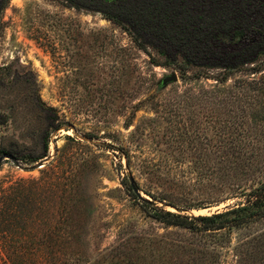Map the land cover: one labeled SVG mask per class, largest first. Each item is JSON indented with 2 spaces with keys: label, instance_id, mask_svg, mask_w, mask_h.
Returning a JSON list of instances; mask_svg holds the SVG:
<instances>
[{
  "label": "rangeland",
  "instance_id": "rangeland-1",
  "mask_svg": "<svg viewBox=\"0 0 264 264\" xmlns=\"http://www.w3.org/2000/svg\"><path fill=\"white\" fill-rule=\"evenodd\" d=\"M45 107L60 130L48 128ZM47 133L50 157L3 158L43 154ZM241 137L264 154V57L233 71L169 62L101 12L66 0H8L0 13V208L10 187L57 165L53 213L64 226L53 228L80 234L64 247L86 248L82 264L116 248L129 264H264V218L196 232L153 218L129 189L132 177L144 198L163 206L155 197H167L181 206L165 208L185 215L244 203L225 193L207 204L209 184L223 181L226 142ZM4 225L0 264H35L30 250L20 259L18 247H35L24 227L16 234L13 222Z\"/></svg>",
  "mask_w": 264,
  "mask_h": 264
},
{
  "label": "trees",
  "instance_id": "trees-1",
  "mask_svg": "<svg viewBox=\"0 0 264 264\" xmlns=\"http://www.w3.org/2000/svg\"><path fill=\"white\" fill-rule=\"evenodd\" d=\"M66 1L77 9L101 12L104 18L124 27L140 48L152 47L169 62L181 58L187 66L233 71L264 57V0ZM7 2L8 0H0V13ZM44 110L49 113L48 128L60 130L62 125L54 109L45 107ZM50 141L47 133L43 138L44 152L38 156L27 155L20 158L11 153L4 155L18 163L31 165L49 156ZM226 144L227 165L220 175L223 181L209 184L207 204L220 203L225 193L240 194V197L245 198L244 203L211 215H185L167 210L166 205L177 209L181 206L167 197H155L148 193L158 198L155 200L168 202L159 206L155 201L139 196L130 182L131 195L145 203L153 218L196 232L241 225L264 218V154L259 153V150L253 151L258 144L249 137L229 139ZM56 168L57 165L48 169L40 178L21 180L3 194L0 233L5 232V221L14 223L16 234V224L22 230L24 227L35 247H18L21 260L30 250L35 264H82L87 260L86 248L75 245L64 247V242L74 244L73 239L81 238L80 234L77 235L73 230L72 233L64 234L57 230V226L53 228L56 221L64 226V218L56 220L53 213L58 197H62L58 190L59 175ZM215 173L217 172L213 171ZM135 186L141 190L137 181ZM65 220L68 226L73 222L72 218L71 221ZM18 235L24 237L22 241L27 243L25 233ZM128 256L124 250L116 248L114 253H106L102 260L89 261V264H129L125 262Z\"/></svg>",
  "mask_w": 264,
  "mask_h": 264
},
{
  "label": "water",
  "instance_id": "water-1",
  "mask_svg": "<svg viewBox=\"0 0 264 264\" xmlns=\"http://www.w3.org/2000/svg\"><path fill=\"white\" fill-rule=\"evenodd\" d=\"M168 79H170V80H176V79H177V76L174 74L173 77L168 78ZM168 79H167V80H168ZM5 157H7V158H11V157L8 156V155H4V156H3V158H5ZM43 165H44L43 163H39L37 167H42ZM32 168H33V167H32ZM130 181H131V184L133 185V187H134L136 193H138L139 196L143 197L142 194H141V192L136 188L135 183H134V179H133L132 177L130 178ZM143 198H144V197H143Z\"/></svg>",
  "mask_w": 264,
  "mask_h": 264
}]
</instances>
